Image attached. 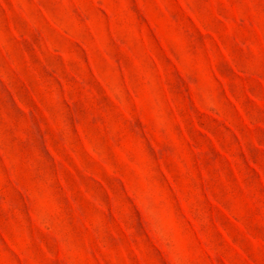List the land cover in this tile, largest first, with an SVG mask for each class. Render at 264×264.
I'll list each match as a JSON object with an SVG mask.
<instances>
[{"label":"rangeland","instance_id":"1","mask_svg":"<svg viewBox=\"0 0 264 264\" xmlns=\"http://www.w3.org/2000/svg\"><path fill=\"white\" fill-rule=\"evenodd\" d=\"M0 264H264V0H0Z\"/></svg>","mask_w":264,"mask_h":264}]
</instances>
